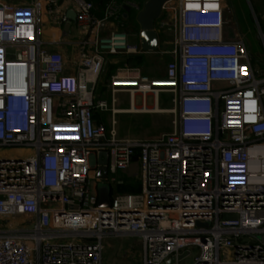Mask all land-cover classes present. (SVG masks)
Listing matches in <instances>:
<instances>
[{"label": "built area", "instance_id": "obj_1", "mask_svg": "<svg viewBox=\"0 0 264 264\" xmlns=\"http://www.w3.org/2000/svg\"><path fill=\"white\" fill-rule=\"evenodd\" d=\"M60 1L0 2V264H102L107 237H138L141 264L188 252L179 264L193 251L191 264H264V71L245 40L229 35L223 1L164 5L176 26L165 79L132 77L128 110L115 107L120 89L96 99L106 57L142 52L124 31L100 34L121 23L124 5L112 1L98 18L90 1L69 0L81 34L66 59L65 42L42 38L44 14L55 26L68 22ZM131 71L120 68L112 85ZM138 93L171 95L169 132L119 137L115 116L134 113ZM107 112L108 126L96 121ZM134 161L139 192L117 190ZM99 183L110 185L105 208Z\"/></svg>", "mask_w": 264, "mask_h": 264}, {"label": "rangeland", "instance_id": "obj_2", "mask_svg": "<svg viewBox=\"0 0 264 264\" xmlns=\"http://www.w3.org/2000/svg\"><path fill=\"white\" fill-rule=\"evenodd\" d=\"M175 4L177 0H172ZM251 20L252 24L245 29L239 31V36L243 38L247 44V48L253 57V62L257 63L261 67L259 70L264 71V50L262 47V39L264 38V0H254L251 1ZM164 16L163 23L165 24L163 28V37L168 42L167 45H163L161 49L156 52L155 55L150 60V65L144 61L140 66L133 67L129 64L113 67L115 64L110 65V71L112 75L109 77L110 82L106 84L104 82V77L107 74V70H102L101 75L97 81L96 95L102 97L101 99L108 98L112 94L113 89L127 90L135 88V82L132 77L136 76L138 80L140 78H146L149 81H162L165 79V67L166 63L172 58L171 52L175 49V36H176V26L174 25V16L170 12L163 13ZM135 16V15H133ZM136 17V16H135ZM132 21V18L130 19ZM130 20L128 22H130ZM131 44L136 43L135 40L130 36L128 37ZM137 48L140 49L138 43ZM109 61V60H107ZM127 66L128 68L135 70L128 72L124 75L121 74V83L117 86L112 85V77L116 75L120 68ZM133 73V74H130ZM133 75V76H132ZM261 76V75H260ZM264 76V73L262 74ZM111 78V79H110ZM162 88V87H158ZM142 98L141 94H136ZM136 96V97H138ZM147 100L148 105H152L154 95L148 94ZM116 98L119 100L116 106H129V96L127 94H117ZM160 111L165 110L166 116H160L159 113L152 112H138L132 114H118L116 116V129L117 132L121 131L122 135L133 136L134 139L140 140H152L158 136L161 132H168L171 130L172 119L174 118L173 106L171 104V95L168 93H160L158 98ZM122 101L123 104H120ZM137 108H141L140 99H136ZM148 108H153L148 106ZM161 117H167L168 122L161 121ZM137 119H142L138 121ZM157 119V120H156ZM155 121V125L152 123ZM159 121V122H158ZM152 124V125H151ZM124 136V135H123ZM5 154V153H3ZM133 173L131 183H137L138 169L136 165L132 166ZM136 175V176H135ZM107 185V184H105ZM109 185V184H108ZM114 189V184H111ZM98 189L102 191L104 189L103 183L97 185ZM110 187V185H109ZM126 188V187H125ZM133 189H124L123 192L134 193ZM16 221H19L17 218ZM196 255V251H193L191 255L179 264H191L193 258ZM142 257V244L138 237H107L104 239V249L102 256V264H141Z\"/></svg>", "mask_w": 264, "mask_h": 264}, {"label": "crops", "instance_id": "obj_3", "mask_svg": "<svg viewBox=\"0 0 264 264\" xmlns=\"http://www.w3.org/2000/svg\"><path fill=\"white\" fill-rule=\"evenodd\" d=\"M28 1L29 0H0V2H4V3L10 4V5H23V4L27 3ZM112 1H116V0L103 1L104 9H101L103 11H101L98 14L99 15L98 18L103 17L107 6ZM122 1H124L123 3H121L122 5H125L127 3L136 4L139 7V9H137L136 7H131V11L127 13V16H124L125 11L123 9L122 10V16H121V23L119 24V23H114V22H108L107 25H106V29L104 31H102L100 34L103 35V32L108 31V30L109 31L110 30L124 31V32H126L128 34V37L131 36L135 40L136 43H133V44L136 45L138 43V46H139V36H138L139 27H138L137 22L135 21V16L137 15L138 11L142 8L143 4L141 5L139 3V0H122ZM144 1L145 0H142L143 3H144ZM222 1H223V4H224V7L232 15L233 29L230 30L229 35L231 37H240L238 33H239V31H241V27H240L239 24H238L239 26H237L236 23L238 22L237 20L239 19L238 18V16H239L238 6H240L241 3H243V2H242V0H222ZM251 1H254V0H244V2L246 3L247 9H249V11H250V14L252 12ZM59 6L61 8V11H63L65 13V15L67 16V18H68V22H67V23H69L68 29L67 30L64 29V26L66 25V23L63 24L61 27L53 25L51 23L49 17L46 14H44L42 16V23H43L42 38L45 41H51L52 39H54V40L59 41V42H63V43L65 42L66 44H64L62 47H59L60 50L63 51L64 56L66 57V59H74L76 57V47H74V45H70V43H72V42L76 43L80 39V34H81L78 31V29H77V27H76V25L74 23V19H72L73 16L75 18L76 8L69 0L60 1ZM163 13H165V11H162V14H161L160 18L155 23V29L158 32V38H159L158 50L161 49L163 47V45H167V43H168L165 40V38L163 37V28L164 27H161V24L163 23L162 21L164 19V18H162L164 16ZM133 15H135V16H133ZM131 18H132V21L130 20ZM129 20H130V22H128ZM122 21H124V22H122ZM123 24H125L124 26L127 27V28H125V30H121V26ZM156 52L158 53V51H156ZM156 52H148L147 53V52H143L142 51V52L136 53V54L121 53V54H117V55H109V57H106V59H105L104 69L107 70L106 71L107 74H111L112 75V72L110 71L111 63L112 64H115L116 62L119 63L125 56H143V62L145 61L147 63V65L149 66L150 65V60L153 57V55L156 54ZM107 60H109V61H107ZM109 62H111V63H109ZM253 63L256 66L257 69H261V67L258 66L257 63H255V62H253ZM66 72L74 73L73 67L71 65H69L67 67ZM107 74L104 77L105 78L104 82L106 84H108L110 82V80L107 79ZM127 93L128 92H126V91L120 90L119 92L116 93V95L117 94H127ZM111 96H112V94L109 95V97L107 99L104 98V97H103V99H106L107 101H110ZM128 96H129V94H128ZM136 96H138V95L135 94L134 97L132 98V103H133V105L135 107H137L136 106V99L137 98L140 99L141 106H142V104H145L146 107H148V106H151L153 108L155 106L157 108L159 107V103H158L159 96L157 98L154 97L152 105H148L147 104V100H148L147 97H149L148 95H146L145 97L142 96V98L140 96H138V97H136ZM101 98L102 97H100V99ZM96 99H99V97L97 95H96ZM118 102H119V100L117 99V103ZM120 102H121L120 104H123L122 101H120ZM117 103H116V105H117ZM116 105H115V107L118 110H128L129 107H130V97H129V106H123V105L116 106ZM152 113H159V114H161L160 116H166L165 115V113H166L165 110H162L160 112L152 111ZM118 114H132V113L124 112V113H118ZM118 114H116V116ZM116 116H115V118H116ZM95 118H96V121L103 122L106 126H108L110 124V120H111V113L107 112V113L96 114ZM161 119H162L161 121H163L165 123L168 122V118L167 117L166 118L165 117H161ZM137 120L138 121H142V119H140V120L137 119ZM152 123L155 125V121L152 122ZM116 125H117V123H116ZM161 133H165V132H161ZM160 134H158V135H160ZM118 135L121 138L134 139V137L130 136V135L126 136V134H123L124 135L123 136L121 131H118ZM133 165H136L137 169H138L139 165H138V163L136 161H134L128 168L120 170V172H119V183L116 184L117 190L121 191L124 188L125 184H127V183L131 184V180H133L132 177H131L132 173H133V169H132ZM26 218H28V217H26Z\"/></svg>", "mask_w": 264, "mask_h": 264}, {"label": "water", "instance_id": "obj_4", "mask_svg": "<svg viewBox=\"0 0 264 264\" xmlns=\"http://www.w3.org/2000/svg\"><path fill=\"white\" fill-rule=\"evenodd\" d=\"M171 0H145L142 8L138 11L135 21L139 27V46L143 52H156L159 47V38L158 32L155 29V23L160 18L163 7L166 3ZM123 9L125 11L124 16H127V13L131 11V7L129 5H124ZM74 19V16L72 17ZM69 27V23H66L64 29L67 30ZM19 57V54H17ZM88 89H91V85H88ZM107 163H108V155L106 152H102L99 155V167L97 171V177L105 180L107 177ZM101 184V183H100ZM107 183H103L104 189L100 191L97 187L98 191V206L100 208H105L110 205V187L109 185H105ZM198 225H202L201 223H197ZM188 252H185L182 255H179L177 258L171 257L167 262L163 264H175L176 259L181 260Z\"/></svg>", "mask_w": 264, "mask_h": 264}, {"label": "trees", "instance_id": "obj_5", "mask_svg": "<svg viewBox=\"0 0 264 264\" xmlns=\"http://www.w3.org/2000/svg\"><path fill=\"white\" fill-rule=\"evenodd\" d=\"M87 1H90L93 4V7H94L93 12L95 13L96 17H98L99 16L98 14L101 11H103L101 9H104L103 1H106V0H87ZM116 2L118 4H121L124 1L116 0ZM242 2L243 3H241L240 6H238V9H239L238 10L239 11L238 18L239 19L237 21L239 23L236 21L237 22L236 23L237 26L240 25L241 30L245 29L246 27L251 26V24H252L250 11H249V9H247V6H246V3L244 2V0H242ZM139 3L142 5L143 4L142 0H139ZM122 10H123V8H122ZM122 22H124V21H122ZM124 25L125 24H123L121 26V30H125V28H127ZM231 29H233V25L228 29V31L230 32ZM107 57H109V56H107ZM142 62H143V56H125L119 63H117L113 67L115 68L116 66H122V65H126V64H129V65H131L133 67H136V66H140L142 64ZM110 75L111 74H107V79H109ZM133 188H136V190L133 191L134 193L139 192V190H140V181L137 182V183H134V184H132V183L131 184H128V183L125 184L124 188L121 191H124V189H133Z\"/></svg>", "mask_w": 264, "mask_h": 264}, {"label": "bare ground", "instance_id": "obj_6", "mask_svg": "<svg viewBox=\"0 0 264 264\" xmlns=\"http://www.w3.org/2000/svg\"><path fill=\"white\" fill-rule=\"evenodd\" d=\"M160 85H162V84H160ZM152 112V111H154V112H160V110L156 107V108H148V107H146L145 108V110L143 109V108H137V107H133L132 109H131V111L132 112H134V113H137V112ZM121 113H123V112H121Z\"/></svg>", "mask_w": 264, "mask_h": 264}]
</instances>
